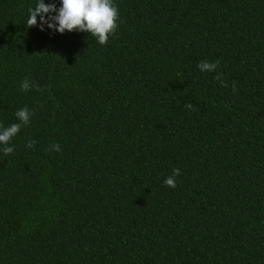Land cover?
<instances>
[{
	"label": "trees",
	"instance_id": "1",
	"mask_svg": "<svg viewBox=\"0 0 264 264\" xmlns=\"http://www.w3.org/2000/svg\"><path fill=\"white\" fill-rule=\"evenodd\" d=\"M37 2L0 0V125L34 113L0 151V264H264V0H114L103 46L26 27Z\"/></svg>",
	"mask_w": 264,
	"mask_h": 264
},
{
	"label": "clouds",
	"instance_id": "2",
	"mask_svg": "<svg viewBox=\"0 0 264 264\" xmlns=\"http://www.w3.org/2000/svg\"><path fill=\"white\" fill-rule=\"evenodd\" d=\"M39 16V27L44 31L45 26L53 32L61 34L67 32H86L96 38L100 45H107L109 37L114 36L119 27V8L114 0H60V7L57 8L56 3H45V0H38L34 8L28 9V18L26 27L31 28L37 26V17ZM219 61L208 62L201 61L198 68L202 72H216L215 79L221 82L222 86L228 87L226 81L223 80L221 73L217 72ZM22 91H29L35 88L39 91L38 85H35L27 77H25L20 85ZM233 92L237 91L235 83L232 85ZM186 108L193 109L191 103ZM34 113L27 107H23L16 111L15 117L18 122L12 123L5 127L0 125V151L5 156L14 152V146H9L14 137H16L22 127L27 126ZM34 140H29L26 147L32 148L35 145ZM59 144L50 145L49 151H60ZM180 175V169L172 170V175L164 180V184L175 189L176 177Z\"/></svg>",
	"mask_w": 264,
	"mask_h": 264
}]
</instances>
